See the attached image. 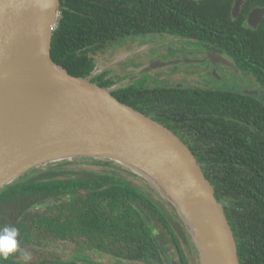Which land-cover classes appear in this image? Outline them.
<instances>
[{
  "label": "trees",
  "instance_id": "obj_1",
  "mask_svg": "<svg viewBox=\"0 0 264 264\" xmlns=\"http://www.w3.org/2000/svg\"><path fill=\"white\" fill-rule=\"evenodd\" d=\"M235 3L59 0L51 57L73 77L87 79L98 57L111 47L134 37L161 35L192 41L251 76L258 97L161 86L131 87L113 96L164 126L167 122L213 185L233 230L240 264H264V15L257 27L247 22L253 11L264 10V0H245L238 17L233 16ZM177 109L184 115L178 116ZM101 161L50 163L0 190V228H17L20 240V250L0 264H102L95 259L99 253L131 264H172L171 247L177 264H190L177 229L186 248H195L169 205L121 166L105 161L109 164L99 170ZM57 245L72 254L59 257L54 252L58 248H52ZM24 251L31 253L30 261L24 260Z\"/></svg>",
  "mask_w": 264,
  "mask_h": 264
},
{
  "label": "water",
  "instance_id": "obj_2",
  "mask_svg": "<svg viewBox=\"0 0 264 264\" xmlns=\"http://www.w3.org/2000/svg\"><path fill=\"white\" fill-rule=\"evenodd\" d=\"M244 1L236 0L234 17ZM58 9L59 0H0V190L50 163L104 160L156 191L185 227L201 264H240L225 209L179 137L52 60ZM263 15L253 11L249 24L257 27ZM208 57L232 66L220 55Z\"/></svg>",
  "mask_w": 264,
  "mask_h": 264
},
{
  "label": "rangeland",
  "instance_id": "obj_3",
  "mask_svg": "<svg viewBox=\"0 0 264 264\" xmlns=\"http://www.w3.org/2000/svg\"><path fill=\"white\" fill-rule=\"evenodd\" d=\"M132 39L134 42H128L127 45L130 44L129 46L126 45V41L121 42L118 44L121 45L120 47L115 48V50H112L109 54L106 53L104 56L98 57L96 71L91 77V80L102 76L105 70V73H107V75H112L111 77L113 78H116L118 75L119 79L120 77L123 78L125 75L128 77L125 81L123 80L117 83L116 86L129 83L130 78L134 77L136 79L135 87L137 89L152 86L151 81L155 77H159L163 82L165 81V84L168 81L175 83V87H178L177 83L180 81L190 83V87L196 86L193 80H198V86H207L214 90L219 89L236 92L238 88H244V86L253 87L250 85V80L246 78L248 75L245 76L241 73V76L238 75L235 79L233 76L226 78L221 84V80L225 78L222 70H218L216 75H213L210 70H205L202 66L203 64H198V58L193 55L183 54L187 50H194L196 45L192 41H180L177 38L161 35L134 37ZM190 73L192 76H189ZM203 75L204 77H202ZM94 82L97 83V81ZM181 84L183 83L179 85ZM101 163L103 164L97 165V168L99 170H105V167L109 163L104 160H102ZM110 165L112 164L110 163ZM173 217L178 220L177 216ZM177 232L182 250L189 263L201 264L196 250H194L195 252L189 251L186 248L185 238L178 229ZM52 248H58L54 252L62 258L68 257L73 252L63 245L53 246ZM170 255L171 262L177 264L176 261L179 257L173 247L170 248ZM95 259H99L97 261H100L102 264H131L128 261L117 258L113 259L106 255L95 257Z\"/></svg>",
  "mask_w": 264,
  "mask_h": 264
},
{
  "label": "flooded vegetation",
  "instance_id": "obj_4",
  "mask_svg": "<svg viewBox=\"0 0 264 264\" xmlns=\"http://www.w3.org/2000/svg\"><path fill=\"white\" fill-rule=\"evenodd\" d=\"M247 22H248V20H247ZM249 23V22H248ZM180 41H186L185 39H179ZM188 41V40H187ZM128 42H134V40H127L125 43H126V45H127V43ZM124 45V44H123ZM130 44H128L127 46H129ZM121 45H115V46H113V47H111L109 50H108V52H107V54H109L112 50H115V48H117V47H120ZM211 52H209V51H205V50H199L198 49V47H196L195 46V48H194V50H187L186 52H184L183 54H189V55H193L194 57H196V58H198V64H203L202 66L205 68V70H210L212 73H213V75H216V72H218V70H222V72H223V75L225 76V78L223 79V80H221V84L224 82V80L226 79V78H229L230 76L232 77L233 76V78L235 79V77L236 76H238V75H240V73L241 74H243V75H247V74H244V73H242V72H240L237 68H235V66L232 64V63H230L229 61V63L232 65V66H230V65H226V64H224V63H214V62H212L210 59H209V57H208V55L210 54ZM218 55V54H217ZM95 71H96V68H95V70H94V72H93V74H92V76L94 75V73H95ZM116 75V74H115ZM112 75H110V74H108L107 75V73H105V70H104V72H103V75L102 76H99L98 78H96V79H92L93 81H97V83H99V84H107V89H109V91L112 93V95L113 94H119V93H121L122 91H124V90H126V89H129V88H131V87H135V82H136V79L133 77V78H130V82L129 83H126V84H124V85H119V86H116L117 85V83H120V81H125L128 77L125 75L123 78H121L120 77V79L118 78V76H116V78H113V77H111ZM189 76H192V74L190 73L189 74ZM241 76V75H240ZM198 77H200V76H198ZM202 77H204V75L202 76ZM242 78H245V77H242ZM246 78H248L249 80H250V85H252L253 87H248V86H244V88H238V90L236 91V92H238V93H242V94H245V95H248V96H254V97H258L259 96V87H257V84H256V82L255 81H253L254 79L251 77V76H246ZM164 79V78H163ZM193 82H195V84H196V86H189L190 85V83H188V82H185V81H180L179 83H177V85H178V87H175V83H171V82H166V84H165V81L163 82L159 77H155L152 81H151V85L152 86H150V88H152V87H159V86H161V87H169V88H195V89H209V90H214V89H210V88H208L207 86H198L197 85V82H198V80L196 81V80H193ZM149 83V82H148ZM168 83V84H167ZM170 83V84H169ZM180 83H183V84H181V85H179ZM188 85V86H187ZM136 88V87H135ZM216 90H219V89H216ZM253 91H256V92H258L257 93V95H251V94H247V93H245V92H253ZM176 111V114L178 115V116H182V115H184V113H183V110H181V109H177V110H175ZM176 114H173V115H175L176 116ZM163 117H165V115H163V114H161L160 115V118H163ZM151 119H153V120H155L156 122H157V120L155 119V118H151ZM176 120H179L178 118L176 119ZM181 120V119H180ZM169 121H171V120H169ZM158 123L159 124H161V125H165V124H162L163 122H160L159 120H158ZM164 127H169L168 125H167V122H166V126H164ZM174 129L175 130H173V131H176L177 132V129L174 127ZM169 130H171V127H169ZM106 254H102V253H99V257H102V256H105ZM106 256H108V255H106ZM109 257H111V256H109ZM113 259L115 258L116 259V257H112ZM118 259V258H117ZM114 264H117V263H114Z\"/></svg>",
  "mask_w": 264,
  "mask_h": 264
},
{
  "label": "clouds",
  "instance_id": "obj_5",
  "mask_svg": "<svg viewBox=\"0 0 264 264\" xmlns=\"http://www.w3.org/2000/svg\"><path fill=\"white\" fill-rule=\"evenodd\" d=\"M20 250L19 230L15 227L0 228V261L7 260L12 254ZM25 261H30V252L22 253Z\"/></svg>",
  "mask_w": 264,
  "mask_h": 264
}]
</instances>
